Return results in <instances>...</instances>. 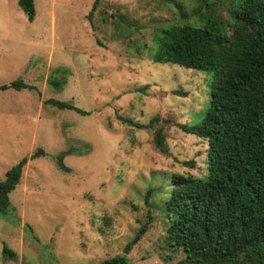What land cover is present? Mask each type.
Here are the masks:
<instances>
[{
  "label": "rangeland",
  "instance_id": "1",
  "mask_svg": "<svg viewBox=\"0 0 264 264\" xmlns=\"http://www.w3.org/2000/svg\"><path fill=\"white\" fill-rule=\"evenodd\" d=\"M17 1L0 4L1 25L47 29L34 77L43 105L22 120L33 130L20 146L0 140V179L37 148L45 155L27 161L0 213V264H100L121 254L128 264H175L184 254L168 243L163 201L172 174L205 173L208 142L179 124L200 122L212 73L155 61V53L172 28L203 27L209 13L197 0H98L94 9V0H35L30 21ZM210 1L229 17V0ZM2 117L3 128L21 121ZM157 128L166 152L154 144ZM64 151L69 171L54 159Z\"/></svg>",
  "mask_w": 264,
  "mask_h": 264
},
{
  "label": "trees",
  "instance_id": "2",
  "mask_svg": "<svg viewBox=\"0 0 264 264\" xmlns=\"http://www.w3.org/2000/svg\"><path fill=\"white\" fill-rule=\"evenodd\" d=\"M197 1V10L204 7L209 13V22L172 28L155 53V61L212 73L200 122L179 124L185 133L208 142L206 170L202 176H170L163 201L168 243L184 254L175 264H264V0H229L228 18L217 14V2ZM18 5L28 20L34 19V0H18ZM23 87L33 88L20 79L0 84L1 90ZM45 103L88 113L69 101L48 98ZM154 144L166 152L161 128L154 130ZM67 152L54 157L63 171H69L63 162ZM43 155L39 147L5 172L0 213L8 210L9 193L19 184L24 165ZM146 229L144 224L133 241ZM2 252L15 257L5 244ZM100 264L128 260L121 254Z\"/></svg>",
  "mask_w": 264,
  "mask_h": 264
},
{
  "label": "crops",
  "instance_id": "3",
  "mask_svg": "<svg viewBox=\"0 0 264 264\" xmlns=\"http://www.w3.org/2000/svg\"><path fill=\"white\" fill-rule=\"evenodd\" d=\"M4 1L0 0V4ZM1 14L2 7L0 6V18ZM44 31L47 32V29L38 32L34 29L11 28L8 24L5 26L1 25L0 21V84L20 79L25 84L33 86V88L0 89V116H4L2 117L4 119H7L5 117H19V120H21L13 119L14 121L8 122L7 125H4V128L0 122V140H5L8 142L5 144L15 147L20 146L25 133H30L33 130V125L23 123L22 120L33 119L34 106L37 109L35 114H39L42 109V99L39 98V94L34 87V77L37 76L36 74H38V70L42 65L39 61L43 60L40 50L43 47L42 36L46 33ZM48 68L49 66L46 68L47 71ZM47 81L49 82L48 79ZM33 137L32 133L31 140H33ZM5 170L7 171L8 169Z\"/></svg>",
  "mask_w": 264,
  "mask_h": 264
}]
</instances>
